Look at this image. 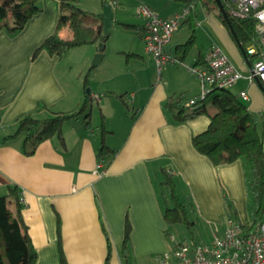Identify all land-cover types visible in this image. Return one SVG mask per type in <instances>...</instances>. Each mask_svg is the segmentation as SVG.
Here are the masks:
<instances>
[{"label": "crops", "instance_id": "1", "mask_svg": "<svg viewBox=\"0 0 264 264\" xmlns=\"http://www.w3.org/2000/svg\"><path fill=\"white\" fill-rule=\"evenodd\" d=\"M131 2L113 4L114 24L104 40V58L96 67L90 68L97 44L74 48L61 60L46 51L34 57L55 30L58 0H41V11L19 33L0 32V195L7 194L9 186L20 189L21 215L37 251V264H61L59 234L68 264H106L108 256L109 264H160L161 256L177 242L205 246L222 234L228 220L225 198L234 203L241 223L250 221L243 161L215 166L192 143L194 135L208 128L216 111L212 103L207 113L186 122H173L162 105L173 94L193 98L201 93V77L208 71L206 56L213 44L223 48L244 76L252 73L262 47L248 46L251 55L245 52L246 60L217 13L200 5L193 44L182 53L181 46L193 34L185 23L187 17L166 48L176 61L165 64L159 81L155 59L145 50L144 20L136 6L145 4L161 17L171 18L185 2ZM79 6L85 25L103 26L102 0H81ZM130 34L131 40H126ZM62 35L68 37L70 31L65 28ZM116 55L121 60H115ZM87 87L90 94L85 92ZM232 88L237 96L248 92V107L261 124L264 93L257 80L245 77ZM87 97L92 128H85L83 117L67 121L64 146L54 137L27 155L24 136L12 137L18 119L26 114L48 118L54 112L78 109ZM100 122L110 128L112 142L120 134L112 144L104 137L115 151L107 157L108 164L97 159L103 137L95 128ZM98 163L102 168L96 170ZM162 167L172 170L180 200L191 204L193 216L189 213L184 223L189 240L175 228L174 239L165 234L166 205L159 197ZM9 206L15 211L16 200L9 199ZM127 219L131 234L125 252Z\"/></svg>", "mask_w": 264, "mask_h": 264}, {"label": "trees", "instance_id": "2", "mask_svg": "<svg viewBox=\"0 0 264 264\" xmlns=\"http://www.w3.org/2000/svg\"><path fill=\"white\" fill-rule=\"evenodd\" d=\"M60 15L52 34L47 36L42 44L35 50L34 57L40 51L63 59L77 47L96 45L99 41L103 26L93 27L83 23L82 10L79 6L81 0H58ZM119 0H102V4H116ZM186 5L193 4V8L185 23L189 24L193 32L188 42L181 46L185 54L194 42V28L196 9L201 5L208 12H216L221 21L230 30L228 23L218 8L215 0H183ZM231 24L239 41L250 57L247 47L253 45L259 50L262 47L256 22L252 18H237L230 14L226 1L222 0ZM41 0H0V32L6 31L15 35L22 31L28 21L41 11ZM67 28L70 36L64 37L62 30ZM232 34V33H231ZM88 78V75H87ZM88 83V79H86ZM86 84L85 86H87ZM190 99L184 93L173 94L163 102V110L173 122H186L208 112V104L212 103L216 111L210 115L208 128L192 137L194 148L206 155L215 166L230 164L237 160L243 161L244 178L247 190V204L250 221L243 224L238 219L234 203L225 198V209L228 219H234L243 225L246 232L255 231L258 224L264 221V118L259 129L257 118L248 105L231 90L214 87L204 99L190 104ZM44 106H40L39 109ZM90 98L83 105L72 111L54 112L51 117L37 118L29 113L18 119L17 129L12 137L24 136L25 154L33 155L38 146L51 138H58L61 145H65L63 127L69 120L84 119L85 128H92L90 113ZM103 131L106 129L102 126ZM102 138L97 152L99 162H105L109 155H114ZM112 157V156H111ZM109 161H106L108 164ZM159 182V197L164 202H172L165 206L163 216L167 224L165 234L171 239L172 231L177 224L188 222L190 202H182L177 194L176 181L172 170L161 168ZM16 200V209L9 206V199ZM20 189L13 185L8 187L5 195H0V264H37V251L28 233L22 215ZM59 227V226H58ZM60 231V229H59ZM131 225L127 219L123 248L125 252L130 245ZM59 251L61 264H68L63 252L61 235L59 234ZM179 244L178 242L176 245ZM175 245V246H176ZM109 256L106 264H109Z\"/></svg>", "mask_w": 264, "mask_h": 264}, {"label": "built area", "instance_id": "3", "mask_svg": "<svg viewBox=\"0 0 264 264\" xmlns=\"http://www.w3.org/2000/svg\"><path fill=\"white\" fill-rule=\"evenodd\" d=\"M229 1L227 6L232 16L255 20L256 31L262 44L261 56L254 62L252 73L244 76L223 48L213 44L206 56L208 71L201 77L202 91L190 99V104L206 98L214 87L230 90L245 77L250 80L258 78L264 85V0ZM192 8L193 4L186 5L173 17L163 18L145 4L136 6V13L144 20L145 50L155 59L159 81L165 64L176 61L166 53V48ZM239 96L243 101L250 100L247 91H241ZM1 128L0 123V130ZM101 168L102 164L98 163L96 170ZM160 264H264V221L257 225L254 232L249 233L241 223L228 219L222 234L215 235L210 244H177L161 256Z\"/></svg>", "mask_w": 264, "mask_h": 264}, {"label": "water", "instance_id": "4", "mask_svg": "<svg viewBox=\"0 0 264 264\" xmlns=\"http://www.w3.org/2000/svg\"><path fill=\"white\" fill-rule=\"evenodd\" d=\"M215 1L218 5L219 10L221 11L222 15L224 16L226 22L228 23L229 28H230L238 46H239L242 54H244V56L247 60V57L245 55V51H244V48L242 46V43L239 41L237 34H236L232 24H231L229 14H228L226 8L224 7L223 1L222 0H215ZM102 18H103V31L100 34L99 41L95 47L96 53L93 56V60L91 62L92 63L91 67L98 66L104 58V51H105L104 40L107 37H109L111 30H112V27H113V24H114V12H113V4L112 3H108V4H105L103 6ZM255 79L257 80L261 90L264 93V85L260 82V80L258 78H255ZM87 91H88V93H90V88H88Z\"/></svg>", "mask_w": 264, "mask_h": 264}, {"label": "rangeland", "instance_id": "5", "mask_svg": "<svg viewBox=\"0 0 264 264\" xmlns=\"http://www.w3.org/2000/svg\"><path fill=\"white\" fill-rule=\"evenodd\" d=\"M130 3H132L131 2V0H120V4H124V5H129ZM198 6H200V5H198ZM130 38H132V35L130 34V35H126V40L127 39H130ZM131 40V39H130ZM76 59L77 58H75L74 59V61H76ZM116 59H118V60H121V57H118L117 55L115 56V60ZM92 64V63H91ZM90 68H91V65H90ZM85 76V75H84ZM66 81V80H65ZM88 88H90V87H87L86 89H85V92L87 93V94H90V93H88V91H87V89ZM232 92H234L236 89L235 88H232V89H230ZM247 105H248V102H247ZM94 107H95V113L94 114H96V105L94 104ZM80 108V107H79ZM96 116V115H95ZM96 118V117H95ZM95 123H97V120L95 119ZM259 126V129H261V124H259L258 125ZM96 129V131H97V135L99 134V137H103L104 135L106 136V138H107V142L109 143V144H112V143H114V141H115V143L116 142H118L119 141V138H120V134H116V137L114 138V141L112 142V140H111V133H109V131H110V128H105L108 132H104L103 131V128H102V126H101V122H100V124L95 128ZM108 144V145H109ZM179 195H180V193H179ZM182 195V194H181ZM182 198H184V195L182 196ZM165 205L167 206V205H169V206H171L172 205V202H170V201H168V202H165ZM189 213L191 214V216H193L192 215V213H191V211H189ZM175 231L180 235V237L181 238H186V240H189V238H190V236H191V234H189V232H188V230H187V228H186V226H185V224H177L176 226H175Z\"/></svg>", "mask_w": 264, "mask_h": 264}]
</instances>
